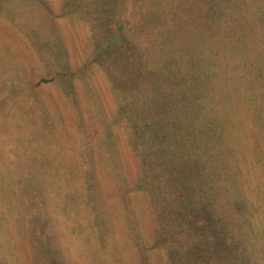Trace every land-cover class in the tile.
Wrapping results in <instances>:
<instances>
[{
  "label": "rangeland",
  "instance_id": "obj_1",
  "mask_svg": "<svg viewBox=\"0 0 264 264\" xmlns=\"http://www.w3.org/2000/svg\"><path fill=\"white\" fill-rule=\"evenodd\" d=\"M248 15L239 12L242 21ZM118 24L153 62H159L157 51L169 50L203 58L217 31L197 0H0V264H47L48 256L59 264H165L162 250L150 247L152 211L146 193L135 189L139 157L118 113L124 44L118 45L120 67L106 52L97 56L109 49L110 30ZM229 63L226 57L218 66L224 70ZM237 109L232 116L242 133L233 144L246 146L250 158L235 166L248 177L249 196L257 182L264 193V170L251 156L260 146L264 161V140ZM28 160L43 165L45 189L36 196L44 199L45 212L35 211L16 184L21 161ZM72 197L83 201L78 210ZM86 199L97 206L88 207ZM95 213L100 241L98 225L89 222ZM130 214L134 235L126 222ZM246 215L253 237L244 236V245L251 264H264V208Z\"/></svg>",
  "mask_w": 264,
  "mask_h": 264
},
{
  "label": "trees",
  "instance_id": "obj_2",
  "mask_svg": "<svg viewBox=\"0 0 264 264\" xmlns=\"http://www.w3.org/2000/svg\"><path fill=\"white\" fill-rule=\"evenodd\" d=\"M197 3L217 29L203 58L175 56L169 50L163 55L157 51L159 62H153L147 53H138L129 29L125 35L121 24L110 30L109 49L97 56L106 52L108 62L120 67L118 45L124 44L125 92L118 113L139 157L135 189L146 193L152 211L155 228L150 247L162 250L165 264H251L250 250L244 245V236L253 237L245 227L246 213L264 208V193L257 182L249 196L248 177L235 166L237 160L247 162L250 152L242 143L233 144L235 134L242 132L232 115L241 108L264 140V0ZM246 9L249 15L242 21L239 12ZM226 57L232 59V66L223 70L218 65ZM136 85L145 87L144 91L135 90ZM256 148L252 162L264 170L260 146ZM35 164L21 161L16 184L30 196L35 211L45 212L44 199L36 196L45 189L40 181L43 165ZM69 200L78 205L76 210L83 202L74 197ZM87 202L88 207L91 202L97 206L93 199ZM89 217V222L97 224V213ZM126 222L133 234L131 214ZM99 225L100 241L104 233ZM43 227L39 233L45 236ZM45 250L52 251L50 247ZM56 261L48 256L47 264H59Z\"/></svg>",
  "mask_w": 264,
  "mask_h": 264
}]
</instances>
